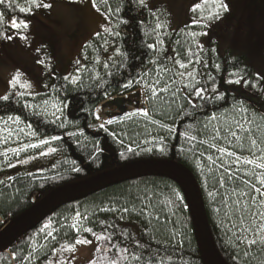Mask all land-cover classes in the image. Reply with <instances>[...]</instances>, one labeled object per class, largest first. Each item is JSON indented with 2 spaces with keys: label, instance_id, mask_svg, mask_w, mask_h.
Here are the masks:
<instances>
[{
  "label": "trees",
  "instance_id": "obj_1",
  "mask_svg": "<svg viewBox=\"0 0 264 264\" xmlns=\"http://www.w3.org/2000/svg\"><path fill=\"white\" fill-rule=\"evenodd\" d=\"M15 2L22 6L25 4V0ZM109 5L113 9L117 6L121 8L119 14L110 16L113 21L112 31H118L121 35L117 37L109 33H99V36L93 37L83 50V64L79 67L75 84L65 81L63 77L66 75L56 70L53 77L46 82V92L32 98L25 94L17 95L22 92L15 88L8 93L7 101L0 99V118L19 117L31 125L41 137H60L53 141V145L62 154L43 173L20 174L0 183V228L5 223L29 213L58 188L73 186L90 177L138 162H177L192 173L199 185L207 225L224 263L264 264V249L257 245L250 250V255L245 256L244 246H237L236 235L227 226L224 218L227 204L224 201L227 200L228 203V194L234 188L236 191L240 190L242 184L238 179L221 175L216 163L213 164L207 159L212 156L218 162L219 152L209 147L216 141L211 139L209 130L204 128L210 116L220 115L240 103L247 104L264 116V77L251 66V57L246 53L239 52L234 55L228 48L224 54H220L215 46L204 47L201 51L196 47V44H200L198 37L194 42L188 35L194 29L186 26L172 31L168 14L163 9L140 7L133 0H109ZM97 6L105 13L99 0ZM0 12H4L5 19H25L32 16H26L18 9H8L3 5H0ZM196 15L199 17L201 13ZM121 19L128 23H120ZM157 23L162 27L154 31ZM5 29L4 21L0 24V45L4 41ZM157 36L163 44L157 45L156 51L147 48L149 43L157 44ZM105 40L108 41L107 45ZM117 49L126 54V63L117 54ZM189 49L198 54L191 57L193 63L188 69L198 73L197 79L201 81L198 86L206 85L209 88L207 96L221 95L223 99L201 101L193 93L190 97L193 103L203 104L202 109L194 108L187 102L188 90L183 87L186 81L181 83L179 76H174L176 83L180 84L179 99L172 102L170 100L169 104L162 106V117H159L160 122L168 125L171 131H155L154 140L148 143L144 128L138 125L112 123L105 129L99 128L95 117V110L99 105L140 85L143 81L140 84L134 82L129 88L123 87L129 80H139L145 72L148 75L153 73L155 64L150 61L156 60L162 67L165 63L172 67L174 61L164 59L167 51L172 56L180 52L181 56L178 58L187 62ZM198 57L207 62L206 68L203 63L195 62ZM97 59L100 63H96ZM105 63L109 65L107 69L103 67ZM215 64L220 65L219 70L215 68ZM109 72L112 75H108ZM208 73L215 77L216 93L210 91L213 81L208 79ZM232 73L243 76L248 81L247 86L243 81L238 85L227 83L229 79L238 78L230 75ZM257 76L260 78L257 79ZM247 92L257 97L260 105L255 101L254 104L248 101L244 97ZM46 98L68 104L63 109L61 119L55 123L52 122L55 119L45 117L25 106L28 101L35 103ZM61 123L64 127H60ZM212 125L218 127L212 121L209 129ZM185 133L195 136L196 139L189 140ZM203 140L208 141V144H201ZM129 148L133 151L129 152ZM221 178L225 181L223 187L219 183ZM124 208L129 211L124 212ZM77 212L87 217L82 225L91 227L94 233L105 236L113 234V243L130 246L139 251L135 241L125 240L121 235L126 233L141 244L150 246L153 254L162 258V264H203L188 196L181 184L169 176H137L97 190L82 200L53 209L30 231L15 237L0 251V264H43V256L36 259L32 257V252L33 247L40 245L47 236V233L41 234L45 222L51 223V230H56L54 243L50 240V246L54 245L55 248L48 249L49 255L63 244L74 243L76 238L92 240L97 247H103L104 242H96L92 234L82 230L77 233L70 227V219ZM106 254L96 252L94 260L100 261ZM154 264H161L160 259L155 260Z\"/></svg>",
  "mask_w": 264,
  "mask_h": 264
},
{
  "label": "rangeland",
  "instance_id": "obj_2",
  "mask_svg": "<svg viewBox=\"0 0 264 264\" xmlns=\"http://www.w3.org/2000/svg\"><path fill=\"white\" fill-rule=\"evenodd\" d=\"M43 2L50 4L51 7L34 10L30 18L18 19L10 17L5 19L4 41L0 45V97L8 95L11 90L16 88L23 94L34 98L46 92V82L50 77H53V72L56 70L70 78L72 76L77 77V69L83 64L82 53L85 46L97 33H105L103 31L105 27L113 30L112 19L110 17L106 18L105 13L102 11L97 12L92 6V0H43ZM197 3H202V0H147V7L151 10H165L168 14L172 31H176L181 27L191 26L194 32H207V35L197 36L203 48L215 46L220 54H224L228 48L232 50L234 55L239 52L248 54L251 57V66L255 67L258 73L264 77V0H225V3L229 6V11L223 13L219 20L211 22L207 28L202 27V24L209 23L208 21H203L201 25L194 23L200 16L196 15L199 11L193 13L191 8ZM11 19H16L17 21L27 20L29 28L18 32V30L11 28ZM7 35H11L13 38L8 40L6 39ZM21 36L26 38L21 39ZM166 56H172V53L167 51L164 57ZM77 61L80 63L77 64ZM158 67L162 66L154 65V71L148 75L145 79L146 81H151L156 77V69ZM176 70L185 71L178 69V66ZM17 73L19 74L20 82L31 85L30 88H23L20 84L13 87L10 84V81ZM161 77L162 83L169 78L176 81L171 73H161ZM178 79L179 82L182 81L180 77ZM142 84L143 82L137 85L135 89L112 97L99 105L95 110V117L96 115L100 117V119H97L98 124L100 125L111 119L112 123L138 125L144 128L148 143L154 140L153 133L155 131L169 129L168 125L160 122L159 117H162L161 107L169 104L170 100L171 102L178 100L180 94L177 92L176 96L173 97L171 92L161 93L155 99L149 100V94ZM179 86L180 84L178 85L177 83L171 85L173 89H179ZM244 97L253 104L255 101L256 104L260 105L258 103L260 100L254 97L253 94L247 92ZM45 100L49 101L48 105L43 104L44 99L35 103L28 101L26 105H31L32 107L28 108L32 111L55 119L51 115L55 111L52 105L56 104L62 107V104L53 98H46ZM240 108H246V115L249 117L254 115L257 118V123H261L260 117L262 115L259 112L247 104L240 103L217 115L220 120L214 121L215 124L218 127H224L228 123L233 122V118L241 119L242 114L238 111ZM41 109L44 111L41 112ZM141 109L148 110L149 117L145 118L140 114L139 110ZM134 111L137 112V115L129 116ZM57 115H61V113H57ZM6 119L0 118V129L7 128L12 130V136L9 137L6 131L0 132V153L8 152L11 148L19 149L28 143H38L40 139L51 140L49 137H41L20 118L21 123L19 124L8 121L7 125H5L4 121ZM152 120L157 121V123H151ZM108 125L105 123V127ZM160 125H165L166 127H160ZM252 126L255 127V125ZM21 128L24 130L23 132L19 131ZM31 132H35L36 136L27 135ZM49 147H55L53 141L41 148L27 149L20 152L19 155H13L8 152L7 161L3 155H0V183L20 174L30 175L45 172L62 157L58 150L47 156L39 155L41 151H47ZM222 147H227V145L223 143ZM246 147L247 145H245ZM229 150H235L240 154V149L238 148H229ZM220 155L219 153V157ZM243 155L248 156L249 153L245 150ZM24 160H27L28 163H22ZM9 164L15 166L10 167ZM216 166L221 175L226 174L225 168H228L235 176L239 177V181L247 179L243 173L251 169V166H248L247 169L236 166L231 158L226 156L223 157V161L219 159L216 162ZM185 190L187 191V189ZM228 197L229 202L224 208V218L227 226L231 229V233L235 234L241 229L238 227L233 228V224L236 223V216L231 213L230 207L232 201L236 199L233 189L228 194ZM244 202H247L246 197ZM189 205L192 209L190 199ZM82 217H84L83 214ZM70 220L71 227L73 223H77L76 214ZM85 220L81 219L79 224H82ZM10 222L5 223L3 226ZM46 224L51 225V223L45 222L41 228V234L52 232V236L46 234L44 241L40 245L33 247L32 257L37 259L38 256H43V264H49V262L61 264L65 260H71V264H89L90 261L94 260L96 254L94 250L97 246L93 243L76 246L77 251L71 256L69 253L61 251V247L55 249L53 254L49 255L48 249L54 250L55 248L53 247L54 245L50 246V243H52L50 240L54 243L53 237L56 230L55 228L51 230L52 227L45 229L44 226ZM106 255H109V253ZM97 264H106V262L101 259L97 261Z\"/></svg>",
  "mask_w": 264,
  "mask_h": 264
},
{
  "label": "snow or ice",
  "instance_id": "obj_3",
  "mask_svg": "<svg viewBox=\"0 0 264 264\" xmlns=\"http://www.w3.org/2000/svg\"><path fill=\"white\" fill-rule=\"evenodd\" d=\"M99 3L102 4L105 8V15L106 18L110 17L111 15L119 14L121 12V8L117 6L115 9H113L109 5V0H99ZM133 3L138 4L140 7H147V0H133ZM0 5H3L5 8L8 9H18L20 13L27 15L33 14L34 10L40 9V8H50L51 5L48 3H44L43 0H25L24 6L21 4L15 2V0H0ZM92 6L96 9L97 12L101 11V8L97 6V0H92ZM191 11L193 13L200 12L201 15L199 19L195 20L194 23L201 25L203 21H208L209 23H203L202 27L207 28L210 26V23L219 20L222 17V14L229 11V6L227 3H225V0H202V3L195 4L194 7L191 8ZM206 13V15H205ZM5 21V14L4 12H0V24H3ZM120 23L126 24L128 23L127 20L121 19ZM11 28L18 30H27L29 28V22L27 20H20L17 21L16 19L10 20ZM119 27V25H117ZM162 25L160 23H157L155 26V29H160ZM105 33H109L110 35H114L119 37L121 35L120 32H113L112 29L105 27L103 29ZM100 34L97 33V36ZM189 36L193 38V41L195 42V38L198 35H207V32L197 33V32H190L188 33ZM13 37L11 35H7L6 39L11 40ZM26 37L21 36V39H25ZM105 45L108 44V41H104ZM179 43V41H177ZM163 41L159 39V36H157V44H147V48L152 49L154 51L157 50V45H162ZM87 47V46H86ZM196 47L199 48L201 51H203V47L200 44H196ZM175 51V50H174ZM214 51V49H213ZM117 54L121 55L124 58V61L126 63V54L120 53L119 49H117ZM193 55H197L196 53H193L191 49L187 52V62H185L183 59H180L178 57L181 56L180 52H176L175 56H166L164 59L165 61L172 60L174 61L173 66L169 67L167 63L164 64L163 67H158L156 69V77L151 81H146L144 78L148 76V73L145 72L139 80H129L128 83L124 84V88H129L133 85V83L140 84L143 81L142 86L146 89V91L149 94V100H153L156 97H158L161 93H168L171 92L172 96L175 97L179 89H173L171 87L172 84L176 83V81L172 78H169L167 80H164L162 83V77L161 73H172L173 76H179L182 81H186L183 83V87L188 90V99L187 102L191 104L194 108H203V104L196 105L193 103L192 99L190 98L191 95L194 93L195 97H198L201 101H207V100H220L223 99V96L216 95V96H207L206 93L209 92V88L204 86H198L201 85V81L197 79L198 73L195 70L189 71V65L193 63L191 57ZM111 59V57L109 58ZM42 62V61H41ZM196 63H203V66L206 68L207 62L202 61L197 58L195 61ZM80 62L77 61V64ZM96 63H100L99 59L96 60ZM116 63H119L117 61ZM152 64H157L156 60L150 61ZM123 66V64L121 65ZM176 66H178V69L185 70V71H179L176 70ZM105 69L109 67L107 63L103 65ZM215 68L217 70L220 69L219 64H215ZM80 69L78 68L77 71ZM108 75H112L111 72L108 73ZM230 75H235L238 78L235 80L229 79L227 80V83L229 84H241V82H244V85L247 86L248 81L244 80L243 76H241L239 73H232ZM208 79L210 81H213V86L210 89L212 93H216L217 89L214 85L215 77L211 75V73L207 74ZM97 78L99 79V74H97ZM260 77L257 76V79ZM65 81H68L69 83L75 84L78 80V77L72 76L71 78L69 76L63 77ZM10 84L15 87L17 84H20L23 88H30L31 85L26 83L20 82L19 74L10 81ZM47 86V85H46ZM255 87V85H253ZM17 95L22 96L23 93H17ZM0 99H3L4 101H7L9 99L8 95H5L3 97H0ZM49 101L44 100L43 104L48 105ZM62 107L57 106L56 104H53V108H55V111L51 113L52 116L55 117V120L52 122L55 123L56 120L61 119V115H57V113H63V109L68 107L67 102L61 101ZM26 107H32L31 105H25ZM39 107V106H37ZM44 110L41 109V112ZM239 113H241V119H235L233 118V122L228 123L227 126L224 127H216L215 125H212V127L209 129V125L212 123V121H219L220 117L216 115H212L209 118V121L205 123L204 128L206 130H209L211 139L216 141V143H212L209 145L210 148H214L217 152H219L221 155L218 157L221 161H223V157L231 158L233 161V164H235L238 167H242L247 169L248 166H251L250 170L244 171L243 175L247 177V179L241 180L242 187L240 188L239 192L236 191V189H233V194L236 196V199L232 201L231 207V213L236 216V223L233 224V228H240L241 230L237 233L236 239H237V246L243 245L244 246V255L248 256L250 255V250L255 248L257 245H259L262 249H264V116L260 117L261 123H257V118L253 115L251 117L247 116V109L246 108H240ZM140 114H142L145 118L149 117V112L146 109L139 110ZM137 115V112H132L129 114V116H135ZM96 119H100L99 115H96ZM8 121H12L15 124L21 123L19 117H13L8 116L7 119L4 121L5 125H7ZM105 123L112 124V120L109 119ZM105 123H101L99 125V128L105 129ZM151 123H157V121L152 120ZM252 125H255L253 127ZM31 128V125L28 126ZM60 127H64V124L61 123ZM160 127H166L165 125H160ZM171 131V129H168ZM7 132V135L10 137L12 136V130L4 128L0 129V132ZM19 131L23 132L24 130L21 128ZM27 135H30L32 137L36 136L35 132L28 133ZM69 135H76V133H69ZM80 135H83V133H80ZM187 138L189 140H195L196 137L193 135H189L188 133H185ZM60 137L53 136L51 137V140L48 139H40L38 143H28L23 145V147L17 149V148H11L8 150V152H11L13 155H19L20 152L26 151L27 149H37L41 148L45 145H48L51 143V141L59 140ZM221 143H224L227 145V147L220 146ZM201 144H208V141L203 140L201 141ZM245 145L247 147L245 148ZM229 148L234 149H240V154L237 153L235 150H229ZM247 151L249 153L248 156L243 155V151ZM57 149L55 147H49L47 148V151H41L39 153L40 156H47L50 153H55ZM129 152L133 151V149L129 148ZM8 152L0 153V155H3L8 160ZM123 155V153L121 154ZM207 159L209 161H212L213 164L216 163V161L213 159L212 156H208ZM22 163H28L27 160L22 161ZM10 167H14L15 165L9 164ZM75 171H79V169H74ZM225 172L229 179H239V177L235 176L233 172L229 171L228 168H225ZM219 183L221 187L224 186V179L221 178L219 180ZM211 195V194H210ZM245 197L247 198V202L245 201ZM177 198L179 199V194L177 193ZM225 204H227V200L224 201ZM103 211H111V209H102ZM124 212H128L129 210L127 208L123 209ZM141 213L143 214V209L141 210ZM81 219H87L86 216L82 217V214L77 212L76 213V220L77 223H73L71 225V228L76 230L77 233H79L81 230L87 233H90L94 236L96 242H104L103 247H97L94 251L99 253H109V255L102 256L101 259L106 262V264H154V261L157 259H160L162 264V258H158L156 255L153 254L150 246H146L140 243L139 240H136L135 237L129 236L126 233H121V235L124 237L125 240H129L130 242L135 241L136 248L139 249V251L134 250L130 246H121V244L113 243V234H109L107 236L103 234H96L93 232V229L91 227L83 226L82 224H79V221ZM157 219H159L157 217ZM45 229L50 228V224H46ZM43 231V230H42ZM48 236H52V232L47 233ZM55 239V237H53ZM92 240L88 239H80L76 238L74 243H67L61 245V251L69 253L70 256L74 254L77 251L78 245H90L92 244ZM49 264H52V262H49ZM61 264H71V260H65L62 261ZM89 264H97L96 260H92L89 262Z\"/></svg>",
  "mask_w": 264,
  "mask_h": 264
},
{
  "label": "water",
  "instance_id": "obj_4",
  "mask_svg": "<svg viewBox=\"0 0 264 264\" xmlns=\"http://www.w3.org/2000/svg\"><path fill=\"white\" fill-rule=\"evenodd\" d=\"M137 176H169L177 180L192 202L195 235L203 264H225L218 252L207 225L204 201L192 173L177 162H138L108 171L73 186L58 188L47 195L27 215L0 228V251L15 237L27 233L46 215L59 206L82 200L95 191L110 187Z\"/></svg>",
  "mask_w": 264,
  "mask_h": 264
},
{
  "label": "bare ground",
  "instance_id": "obj_5",
  "mask_svg": "<svg viewBox=\"0 0 264 264\" xmlns=\"http://www.w3.org/2000/svg\"><path fill=\"white\" fill-rule=\"evenodd\" d=\"M185 188V187H184Z\"/></svg>",
  "mask_w": 264,
  "mask_h": 264
}]
</instances>
